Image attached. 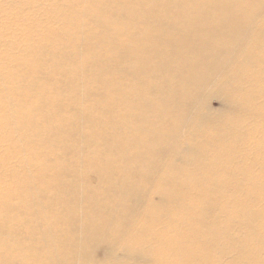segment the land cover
Here are the masks:
<instances>
[{
  "label": "bare ground",
  "instance_id": "1",
  "mask_svg": "<svg viewBox=\"0 0 264 264\" xmlns=\"http://www.w3.org/2000/svg\"><path fill=\"white\" fill-rule=\"evenodd\" d=\"M0 264H264V0H0Z\"/></svg>",
  "mask_w": 264,
  "mask_h": 264
},
{
  "label": "rangeland",
  "instance_id": "2",
  "mask_svg": "<svg viewBox=\"0 0 264 264\" xmlns=\"http://www.w3.org/2000/svg\"><path fill=\"white\" fill-rule=\"evenodd\" d=\"M215 106H218L217 104H215ZM120 256H122V254H120Z\"/></svg>",
  "mask_w": 264,
  "mask_h": 264
}]
</instances>
